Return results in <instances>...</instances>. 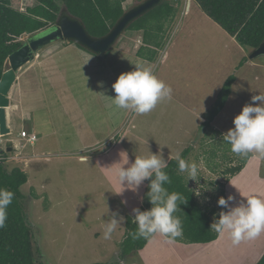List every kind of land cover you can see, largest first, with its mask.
Here are the masks:
<instances>
[{"label":"rangeland","instance_id":"rangeland-1","mask_svg":"<svg viewBox=\"0 0 264 264\" xmlns=\"http://www.w3.org/2000/svg\"><path fill=\"white\" fill-rule=\"evenodd\" d=\"M168 1L177 8V12L167 26L162 46L157 49V57L153 61L138 59L137 63L153 67L157 78L171 87V99L163 100L144 115L117 109L114 105L109 107V97L115 96L111 86L119 76V59L126 56V72L133 71L135 66L131 67L130 62L134 63L136 59L135 50L147 46L142 31L132 32L128 36L126 34L130 31L127 30L104 57L96 55L100 59L95 64L100 71L98 81L95 79L92 84L86 76L71 81L74 94L78 93V104H74L71 110L77 120L75 125H69L71 143L65 145L57 142L58 138H66L64 131H68V118L64 113L68 101L65 100L67 90L63 89L62 105L48 93L45 100L37 105V117L42 114L41 119L45 124L40 126L43 132H37L40 137L36 144L31 146L25 140L21 141L25 143L21 148L23 153H34L32 162L23 155L15 158L13 155L17 157L20 152L17 150L12 153L13 160H10L12 156L6 159L11 161L6 164L9 170L20 167L29 176L22 187L26 197L25 208L36 238V247L45 264L110 263L118 259L127 216L134 215L133 209L145 203L149 191L145 180L138 191L125 190L117 194L120 188L114 177L120 167L117 163L121 161V152L128 155L129 164L124 165L128 167L136 157H147L151 152L161 153L169 163L177 153L181 155L191 147L187 162L197 163L200 179L198 182L188 180L187 174L181 173L196 190L205 208L215 206L218 215L221 211H227L218 206L217 201L222 197V191H226V182L231 175L228 171L233 167L231 163L239 165L243 157L231 152L222 134L234 127V117L245 104L251 102L253 95L264 94V52L251 58L254 50L233 40L195 0L190 1L189 9V0ZM11 2L16 9L25 11L37 0ZM138 3L129 0L125 7L129 9ZM40 34L42 32L35 36ZM32 37L25 35L23 42H28ZM57 41L60 44L64 40ZM55 42L37 51L34 60L42 50L55 45ZM9 67L7 63L6 68ZM102 71L110 79L102 81ZM231 75L236 80L225 108L215 118L212 127L203 130V114L199 122V117L193 113L211 109ZM108 85L111 91L109 97ZM54 116L55 133L41 137L45 135L47 126L53 127ZM191 139L194 140L190 142ZM4 150L6 156L7 150ZM82 156L88 159L81 162ZM254 156L246 173L236 179L234 190L239 194L238 202L251 195L264 198V159L256 153ZM113 213L118 214L117 219L124 217L117 224L121 232L116 227L111 239L106 240L103 238L104 225L111 220ZM95 234L100 236L96 237ZM151 239L152 242L145 246L150 253L155 247L154 243L157 244L159 234ZM163 241L157 248L160 253H178L172 249L169 240ZM186 244L190 250L197 251L193 253L209 249L199 244ZM263 246L264 233L238 245H233L228 236L219 248L217 262L208 264H256L264 254ZM134 256L122 264H142L144 259L135 256V261ZM197 260L203 258L195 256L190 262Z\"/></svg>","mask_w":264,"mask_h":264},{"label":"trees","instance_id":"trees-1","mask_svg":"<svg viewBox=\"0 0 264 264\" xmlns=\"http://www.w3.org/2000/svg\"><path fill=\"white\" fill-rule=\"evenodd\" d=\"M12 0H0V80L6 68L10 54L20 49L25 35L35 36L52 27L58 20L64 6L68 12L79 18L93 37L107 35L124 15L129 0H37L33 6L21 11L12 6ZM141 2L143 0H135ZM202 10L217 22L245 48L256 49L264 41V0H196ZM177 8L168 0L156 6L130 24L127 30L142 31L147 46H141L137 55L153 61L162 46L165 32L176 16ZM58 44L44 50L42 55H49L58 48ZM82 47L81 45H79ZM84 48V47H82ZM86 49V48H84ZM87 50V49H86ZM236 77H228L211 109L203 113V130L212 127L215 118L225 108L232 93V85ZM192 148H186L181 157L187 161ZM0 153L5 151L1 149ZM243 157L241 164L229 169L228 174L240 172L250 158ZM164 171L169 175L171 183L165 184L169 193H180L184 201H178L179 209L174 213L182 221L183 235L175 241L195 244L210 243L218 239L219 234L211 229L214 219H218V209L213 206L205 208L199 201L196 190L178 170V162L172 158ZM29 176L20 167L8 170L0 163V188L14 193L12 203L7 208L5 226L0 228V264H42L36 238L32 232L25 208V194L22 187L28 182ZM149 184V181L146 180ZM226 198V191H222ZM152 204L148 198L140 207L141 211L149 210ZM218 215V216H217ZM134 215L126 219V231L120 243L118 259L110 263L91 264H122L130 257L145 248L151 237L132 239L130 233L136 231ZM264 264V254L257 262Z\"/></svg>","mask_w":264,"mask_h":264},{"label":"clouds","instance_id":"clouds-1","mask_svg":"<svg viewBox=\"0 0 264 264\" xmlns=\"http://www.w3.org/2000/svg\"><path fill=\"white\" fill-rule=\"evenodd\" d=\"M111 87L115 96L112 98L106 95L110 98L109 107L114 105L117 109L130 110L139 115L151 112L158 103L171 99L172 96L171 87L157 78L153 67L142 64L135 65L133 71L121 73ZM233 124V128L222 134V139L230 145L231 152L241 157L256 153L259 158L264 159V94L253 95L251 102L245 104L234 117ZM120 157L121 161L117 163L120 167L114 177L120 188L117 194H122L125 190L136 192L145 180L149 181L146 196L152 207L144 211L133 209L137 229L130 233L132 239H147L157 233L169 239L181 237L182 221L174 213L180 210L177 202L183 203L184 198L180 193H169L164 186L170 184L171 180L164 171L168 162L162 154L151 152L147 157H136L128 167H124L129 164L127 153L121 152ZM87 159L88 157L82 156L81 162ZM175 159L178 170L186 173L188 180L199 181L200 167L197 163L187 162L179 153ZM13 196V192L0 188V228L5 226L7 208L12 203ZM245 198L232 206L230 202L235 200L234 196L220 197L218 206L227 211H221L219 218L214 219L211 224V229L217 234L222 236L228 233L233 245L254 240L264 233V198L256 195ZM117 216V213H113L111 220L105 223L104 239H111L117 224L124 219L122 216L117 219Z\"/></svg>","mask_w":264,"mask_h":264},{"label":"crops","instance_id":"crops-1","mask_svg":"<svg viewBox=\"0 0 264 264\" xmlns=\"http://www.w3.org/2000/svg\"><path fill=\"white\" fill-rule=\"evenodd\" d=\"M190 1H194V0H189V4L187 6V9H189ZM197 4H198V2H197ZM132 32H137V31H130L126 35L131 36L129 34H131ZM230 36L233 40L237 41L234 36H232V35H230ZM58 42H60V41H57L53 44H59ZM61 42L62 43L59 44L58 48L49 55H45V56L42 55V53L44 52L45 49L42 50L40 52V54H38L37 59L26 64L17 73L16 82L12 86L11 91L9 93L10 107L7 108V124L11 128V134L0 137L3 140V142L6 143V145L1 146V149L4 150V148H5L7 150L6 151L7 155L5 156V153L4 154L0 153V163H2L5 167H6L7 163L11 162L10 160H13L12 159L13 156L15 158H18L21 155L27 156L28 158L31 159V162L35 158L34 153L33 154L23 153L22 149L24 147L20 150L19 153L17 152L18 153L17 157L15 155H13L12 153H14L16 151L15 146H19L20 144H22L21 143L22 139L19 136V133L22 129H26L28 132H30L32 134H36V135L38 134L37 132H43L42 129H40V126L44 125L45 122H43L41 119L42 114H41V116L38 115V117H37V113L39 112L37 105L40 101L45 100V98L47 97V93L50 94V97L55 98L57 100V102L58 103L60 102V104L62 105L64 102L62 100L63 89L67 90L65 92V100H68V101H67L64 113H65L66 117L68 118V120L67 119H64V120H67L68 131H64V136L66 138H62V139L58 138L57 142L59 144H65V145L68 143H71V141H70L71 138H69L70 137L69 125H70V123L75 125L77 122V120L73 116L71 110H72L74 104H78V101H77L78 93L74 94V92L72 90L73 86L71 84V81H72V79L77 80L81 76L82 77L86 76L90 79L92 84H94L95 79L97 81L100 79V77L98 75L100 73V71L97 68H95L96 67L95 66L96 61L100 60V59H98L99 57H97L94 53L80 47L75 42H68L65 40L61 41ZM50 46H52V45H50ZM131 50H133V49L131 48ZM138 50L139 49L135 50V58L136 59H134V63L130 62L131 67L135 66V65L142 64L141 62L137 63L138 59H141V60L143 59L137 55ZM250 50L252 51L253 49H250ZM125 58H126V56L119 59L120 60L119 61V75L121 73L126 72V64L128 63V61ZM134 69H135V67H134ZM101 74H102V78H103L102 81H105V78L110 79L109 75L106 77V73H104V71H102ZM68 83H70V86H68ZM107 90H108V92L107 91L106 92H107L108 96H111V94H110L111 91H110L109 85L107 87ZM58 91L60 94L58 93ZM205 112H206V110H202V111L200 110V111H195V113H193V114L198 116L199 122H201L202 121V114ZM54 119H55V116L52 120V126L53 127L51 128L50 126H47V128L44 131L45 135H42L41 137L45 138L47 135L55 133L54 127H55L56 123L54 124ZM55 122H56V119H55ZM37 136H38V139H37V141H38L40 136H39V134ZM57 137H59L58 134H57ZM193 140L194 139H191L190 142ZM9 141L13 142V146H12L11 150H9V147L7 146V143ZM36 142L34 144H32L31 146H34L36 144ZM185 142H189V141H185ZM218 153H219V151H218ZM254 154L255 153H251V156L248 159L247 163L245 164L244 168L240 172L236 173L235 175H229V180H228V182H226V198L229 195H232L235 197V200L230 202V204L232 206H233V204L235 206L236 203L238 202L237 197L239 194L237 193L236 190H234V185L236 184V179L239 176H241L242 173L243 174L246 173L247 166L250 165V163L256 157V156H254ZM9 156H12L11 159L6 161V159L9 158ZM23 156H22V158H23ZM28 158H26V160ZM27 161H29V160H27ZM230 166H234L233 163H231ZM251 175H253V173ZM233 190H234V192H233ZM125 226L126 225H124L123 228H125ZM117 229L119 230V226L117 227ZM125 231L126 230L124 229L123 237L125 236ZM100 234H95V236L99 237ZM155 235L156 234H154V236ZM228 236H229L228 233H224L222 236L219 235L218 239H216L213 242L195 243V245L199 244L201 246H208L209 249H208V251L204 250L202 252L199 251L198 253H193V252H197V251L190 250L189 248H187L189 245H187L186 243L175 241V240L169 239L168 237H165L164 235L159 234V239L157 240L156 245L154 243L155 247L152 248V250H153L152 253H150L148 249L143 248L142 250H140V253L135 254V256H137V258H139V256H141V258L144 259V261H142V264H208L212 261L217 262L218 256H219L218 255L219 248L222 245V242L225 241V239H227ZM152 238H153V236H152ZM166 240H169L170 245L172 246V249L178 253H170V252L160 253V251L157 250L158 245H162V244H160V241L166 242ZM151 242H152V239L148 242V244ZM263 248H264V246H263ZM144 252H147V253H144ZM258 252H259V249H258ZM115 255H117V253H115ZM135 256H134V259L136 258ZM195 256H197V257L200 256L203 258V260H197V261L190 262V259L192 257H195ZM137 258L135 259V261L137 260ZM41 261L44 262L43 257H41ZM105 261H107V260H105ZM44 264H45V262H44ZM123 264H125V263H123Z\"/></svg>","mask_w":264,"mask_h":264},{"label":"water","instance_id":"water-1","mask_svg":"<svg viewBox=\"0 0 264 264\" xmlns=\"http://www.w3.org/2000/svg\"><path fill=\"white\" fill-rule=\"evenodd\" d=\"M164 0H143L134 7L126 10L111 31L103 37H93L87 31L84 23L72 16L65 8L61 11L55 25L42 34L32 37L23 46L9 55L7 63L10 67L4 72L0 80V137L11 134L7 124V108L10 107L9 93L16 82L17 73L28 63L34 60L35 53L47 44L57 40L75 42L99 57H104L112 49L117 40L127 31L128 27L139 17L143 16ZM254 50V51H253ZM251 58L264 52V41L253 49ZM9 150L13 142L7 143Z\"/></svg>","mask_w":264,"mask_h":264},{"label":"built area","instance_id":"built-area-1","mask_svg":"<svg viewBox=\"0 0 264 264\" xmlns=\"http://www.w3.org/2000/svg\"><path fill=\"white\" fill-rule=\"evenodd\" d=\"M21 11H23V10H21ZM25 11H26V10H25ZM139 42H141V40H139ZM19 136H20V138H21L22 140H25L26 143L31 144V145L34 144V143L37 141V139H38V137H37L36 134H32V133H30V132H28L26 129H22V130L20 131V133H19ZM4 143H5V142H3V140L0 138V144H1V146H2ZM5 145H6V143H5ZM24 145H25V143H24V144H20L19 146H15V147H16V150H17V151H20L21 148L24 147Z\"/></svg>","mask_w":264,"mask_h":264}]
</instances>
